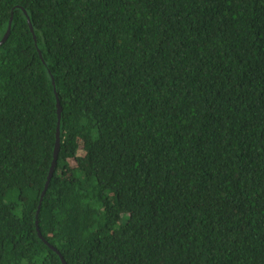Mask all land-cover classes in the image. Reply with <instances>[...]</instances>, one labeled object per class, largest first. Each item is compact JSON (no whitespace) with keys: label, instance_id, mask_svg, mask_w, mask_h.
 I'll return each instance as SVG.
<instances>
[{"label":"trees","instance_id":"16d2710c","mask_svg":"<svg viewBox=\"0 0 264 264\" xmlns=\"http://www.w3.org/2000/svg\"><path fill=\"white\" fill-rule=\"evenodd\" d=\"M12 17L0 264H264V0H0V41Z\"/></svg>","mask_w":264,"mask_h":264},{"label":"water","instance_id":"95a60500","mask_svg":"<svg viewBox=\"0 0 264 264\" xmlns=\"http://www.w3.org/2000/svg\"><path fill=\"white\" fill-rule=\"evenodd\" d=\"M26 15H27V19H28V23H29L30 29L34 33V38L36 40V45H38L37 36L35 34L34 26H33L32 22H31V19H30L29 15L27 14V12H26ZM12 22H13V17L11 18V20L9 22L8 30H7L6 35L0 41V45H2L8 39V37H9V35L11 33ZM39 53L42 55L41 50H39ZM53 84H54V88H55V95H56V98H57V107H58V126H57V134H56V143H55V148H54V159H53V162H52V165H51V170H50V173H49V176H48V180H47L46 185H45V189L43 190V193H42V196H41V201H40V204H39V207H38V210H37V214H36V217H37L36 225H37V230H38L39 236L61 255V253L44 238V236H43V234L41 232V229H40V225H39V213L41 211L43 198H44V196H45V194H46V192H47V190L49 188L51 179H52V177L54 175L55 168H56V165H57V159H58L59 151H60V147H61L62 106H61V102H60V99H59V94H58L57 89H56V84H55L54 78H53ZM61 259L63 261V264H68L66 259L64 258V256L61 255Z\"/></svg>","mask_w":264,"mask_h":264}]
</instances>
